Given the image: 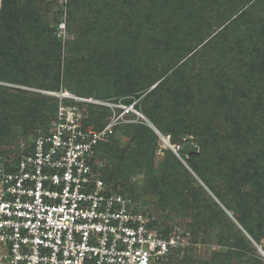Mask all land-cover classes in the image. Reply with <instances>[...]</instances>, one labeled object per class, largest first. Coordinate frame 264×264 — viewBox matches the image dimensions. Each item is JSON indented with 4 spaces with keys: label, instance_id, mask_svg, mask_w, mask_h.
<instances>
[{
    "label": "trees",
    "instance_id": "16d2710c",
    "mask_svg": "<svg viewBox=\"0 0 264 264\" xmlns=\"http://www.w3.org/2000/svg\"><path fill=\"white\" fill-rule=\"evenodd\" d=\"M157 1L69 0L67 21L69 26L73 27V34L76 39L67 40L61 47V40L47 42V39H51L49 35L56 39V25L49 28L41 24L36 7L38 0H2L0 42L1 37L4 34L5 36L2 39L3 42H1L2 68L0 70L3 72L2 74L0 73V80H14L9 75L12 73L16 79L21 76L16 81V83L21 85L42 87V90L48 91L67 90L76 96L98 99L111 96L109 92V94L103 96L99 95V92L101 90L100 82L106 80L105 77L107 75H112L118 87L116 94H121L122 92L142 93L155 84L149 89L145 97L156 99L159 94L170 87L171 81L178 76L184 65L180 66L179 69L176 68L168 75H166V71H163L164 69L158 71L156 66L143 68L138 72L141 76H139L137 83L131 77L126 76V79L131 83L128 86H124L123 73L120 70L121 66L116 62L114 48L117 45L115 40L117 37L116 27L122 15V10L126 8L127 3L129 7L136 8L135 18L131 22L136 21L137 23L142 17H145L150 23L148 28L150 40L158 35V27L162 28L160 25L163 24L164 19L162 17L161 20H158L161 15L156 16L151 11H148L149 8L151 9L152 6L156 5ZM175 2L181 5L176 9V27L174 30L178 34L183 33L186 36L185 26L188 23L187 21L191 20L193 11L183 8L181 0H175ZM257 3H259L258 6ZM171 4L174 5L176 3L173 4V0H171ZM253 7L257 8L254 10ZM253 7H249L231 25L228 24L223 27L205 43V47L199 52L198 58L202 57L205 68L208 70L205 75L208 76L202 79V74L198 75L201 76L200 78L195 75V80H191V82L183 80V78L180 80L185 81L184 89L190 90L191 87L195 86L197 106L199 105L201 109L204 108L202 103L206 99L218 101L222 97H229V99L236 97L239 101L241 94H253L254 90H258V100L255 103L252 102L254 98L249 95L239 101L241 104L229 103L227 108L230 112L227 116H229L231 124L225 140L226 153L238 154L237 157L244 160L247 156H254L252 161L259 163L254 169L255 171L253 172L250 171L252 169H249L244 173L246 179L244 177L241 179L238 177L240 173L233 172L227 175L220 171L221 163H218L217 168L212 164L204 165L202 169L192 168L213 195L219 199L221 204L227 210L234 212L236 220L241 222L245 231L256 242H259L261 237L264 238V233L262 232L264 228V196L258 198L259 194H256V205L247 209L245 214L237 211V201H239L237 199L240 197L242 184L254 178H264V172L257 170L264 169V142L262 144L261 141L263 135L258 133V124L264 121V82L262 85L256 86L255 84L256 73L260 76L264 75V0H257ZM102 8L105 9V14L102 13ZM131 13L132 11H130ZM56 20L58 19L56 18ZM215 21L213 20L212 23ZM211 26L212 24H207V31L202 33V38L208 36ZM235 31H238L240 36L234 38L237 41L236 44L230 45L233 39L231 38V33ZM137 34L139 35V33ZM228 35H230L229 39ZM41 36L46 40H41ZM146 36H148V33ZM195 37L199 40L197 35ZM135 38L138 39L139 36ZM228 40L229 48L227 46ZM215 45L227 47L226 49H219L224 54L223 56H226V63L224 58L216 60L220 62L216 63L213 62V57H208L212 55L210 49ZM139 47L140 44H136L135 41L134 50L138 51ZM186 47L175 49V55L179 57L191 50V48ZM84 51H86L85 58L81 56ZM62 52L66 53L67 57H62ZM6 57L8 58L6 59ZM209 64H214V67H218L219 70L224 69L217 72L218 75H216L208 67ZM234 75L235 77H240L244 82L240 85L232 86L234 81H230L233 80ZM81 77H85L86 87L84 83L78 86ZM232 87H238L239 89L236 91ZM38 96L42 97V99L36 98L33 100L26 94L9 93L4 89H0V144L8 143L14 137L13 131L16 128H20L22 133L31 128L35 129L32 133V140L27 145H32L33 140L39 133H47L57 111L58 101L53 97H46L41 94ZM190 99H193V97H190ZM23 103H25L24 106ZM39 105L42 106L38 108L37 106ZM241 105L244 107L248 106V109L246 111L239 110L238 107ZM91 106L92 110L88 117L82 120V125L93 126L95 129L100 130L107 121L102 123L103 116L102 112L99 111L100 108ZM144 111L148 119L160 132H168L172 139L177 138L179 133L178 126L180 127L181 123L163 122L164 115L160 107L157 106L153 108L152 112L151 110ZM39 124H42L43 127L39 128ZM46 126L48 127L46 128ZM125 127L132 128L134 131L128 144L125 146L119 145V141L115 136L120 127H115L110 135L99 140L88 162L99 178L107 185H113L117 190L116 193L129 199L131 198L132 203H134L132 196L136 174L138 176L142 175L141 180L145 182L144 192L141 196L143 198V206L154 207L156 210L160 209L159 211L163 213L168 207H172V212H179L182 216L192 219L191 224L188 225V234L191 235V238L190 236L188 237L187 246L182 252L177 251L172 254L169 261L165 264H231L229 256L234 257L238 261L245 257L246 254L240 252V248L247 250V242L244 237H235L234 243H229V223L225 222L226 220L219 211H215L216 204L206 199L204 192L200 188L197 189V186L195 187L190 179H183L187 173L183 169L178 170L179 165L174 158L167 154L166 160L169 162L163 164L158 170L155 168L154 134L143 126L125 125ZM182 128L183 126L180 127V133L184 134L187 132L182 131ZM130 144L135 145V149H132L137 150L136 152H129ZM239 151L241 154H239ZM0 154L5 156L3 151H0ZM202 154L203 152H201ZM100 160L105 161L104 165L97 164ZM157 173L159 174L157 175ZM250 173L251 175L249 176ZM216 183L220 186H226V189L223 191L220 188L217 189ZM117 186L120 189H117ZM148 196L155 198L156 202L154 205L150 204ZM258 201L261 203L260 205ZM256 207H259V209L255 210ZM160 218H163L164 222V220L168 221L171 219V216L166 213L164 217ZM152 225L160 231H168L158 228L157 220ZM230 229L233 228L230 226ZM206 237L211 238L210 242L214 241L220 246L227 245L235 249H228L225 254L211 253L210 259L204 261L197 255L196 249L192 248V245L199 240L203 242ZM262 251L264 252V247ZM180 255H184L181 258L182 260L179 259ZM248 260L252 263L254 262L253 264L258 262L257 259L248 258Z\"/></svg>",
    "mask_w": 264,
    "mask_h": 264
},
{
    "label": "rangeland",
    "instance_id": "374dc122",
    "mask_svg": "<svg viewBox=\"0 0 264 264\" xmlns=\"http://www.w3.org/2000/svg\"><path fill=\"white\" fill-rule=\"evenodd\" d=\"M116 1L119 2L122 0ZM256 1L257 0H181L183 8H187L193 11V16L191 20L187 21L188 23L185 26V36L183 33L178 34L174 30L176 27V9L181 4L175 2V0H173V4L176 3L174 5L171 4V0H168L167 2L166 0H158L156 5L152 6L151 9L149 8L148 11H151V13L156 16L161 15L158 20H161L163 17L164 22L161 25V22L159 23L160 27L162 28L158 27V35L154 36L151 40L150 33L148 32L150 23H148V20L145 17H142L141 20L137 23L136 21L131 22V20L135 18L134 15L136 13V8L134 6V8L129 7V4L127 3L126 8L122 10V15L120 16L118 26L116 27L117 31L115 32L117 33V37L115 40L117 45L114 48L116 62L119 66H121L120 70L123 73L124 86H128L131 83L126 79V76L131 77L132 79H134L135 83H137L139 76H141L139 75L140 73L138 74V72L141 71L143 68H152L156 66L158 68V71L164 69L163 71L167 72L166 75L171 73L176 68L179 69L180 66L184 65V68L180 70L178 76H176L171 81L170 87L163 93L159 94L156 99L145 97L149 89H151L155 84L151 85V87L147 88L142 93L122 92L121 94H116V90L118 89V87L116 86V82H114V77L112 75H107L105 77L106 80L100 82L101 90L99 92V95L103 96L110 93L111 96L108 98H98L101 100L91 97V99L105 104L100 106L93 105L97 108H100L99 111L102 112L103 116L102 123L106 121L108 122L112 118L113 114H121L125 111H128L122 114L123 121L113 127H120L115 136L116 139L119 141L120 146H125L126 144H128L129 139H131L132 135L134 134L133 129L126 128L125 125H138L147 127L155 136V144H153L155 168L158 170L163 164H167L169 161L166 159L167 154H169L170 157L174 158L175 162L179 165L178 170L183 169V171L187 173L183 177V179H190L193 185H195V187L197 186V189L200 188L201 191L204 192L205 198L216 204V207L214 208L215 211H219V213L223 215L224 219L226 220L225 222L229 223V243H234V241L236 240L235 237H244L245 241L247 242V250H243L240 248V252H244L246 256L241 258L240 261L235 260L234 257L229 256L231 264H253L254 262L252 263L248 260V258L257 259V264H264V252L262 251V248L264 247V238L261 237L259 242H256L251 237V235H249L245 231L241 222L236 220L234 212L227 210L221 204L219 199H217L213 195L211 190L207 188V186L202 182V180L199 178V176L193 170L192 167L202 169V167L204 168V165L207 166L209 164H212L217 168L218 163H221L220 171L224 172L227 175H230V173L233 172L240 173V176L238 177L241 179L242 177H244V173L247 172L249 169H252L250 171H255L254 169H256L259 163H256V161H252V158H254V156H247V158H245L244 160L238 158V154L234 155V153H226L227 149L225 148V140L227 139L226 135L229 132L231 124V122H229V116H227L230 112L227 108L229 103L231 102L232 104L237 105L241 104L239 101H242L244 98H246V95H249L251 98H254L252 102L255 103L256 100H258V90H254L252 92L253 94H241L242 96H240L239 101L236 99V97L234 99H229V97H222V99L218 101L206 99L202 103L204 105V108L201 109L199 105L197 106V93L195 91V86L191 87L190 90L184 89L185 81H181L180 79L183 78V80L191 82V80H195V75L198 76L202 74V79L208 76L205 75L208 70L205 68V63L202 57L198 58L200 54L199 52L203 49V47H205V43L210 38H212L223 27H226L228 24L231 25L232 22L238 20L239 16H241L243 12L247 11L249 7H253ZM68 4L69 0L68 3H66L67 6H65V11H63L64 7L58 2V0H38V2L36 3L37 12L41 24L43 26H47L50 28L56 25L57 27L60 20L65 21V32L59 36L56 34L55 38L57 40L54 39L51 35H49L51 39H47V42L61 40V47H63L64 42H66L67 40L76 39L75 35L73 34V27L69 26V23L67 21ZM258 5L259 3H257V6ZM1 7L2 0H0V10ZM256 8L257 7H253L254 10ZM116 9L118 8L116 7ZM130 11H132L131 14ZM102 13H106L105 9L103 8ZM56 18L58 20H56ZM213 20L216 21L212 23ZM207 24H212V26L208 31V36L202 38V33L207 31ZM114 30L116 29L114 28ZM137 33H139V35ZM147 33L148 36H146ZM195 35L199 37V40H197ZM4 36L5 34L1 37V42H3L2 39ZM138 36V39L135 38ZM229 36L230 35H228V39ZM239 36L240 35L238 31H235L234 33L232 32L231 38L233 39L230 45L236 44L237 41H235L234 38ZM40 39L46 40L43 36H41ZM135 41L136 44H140L138 51L134 50ZM1 42L0 51H2ZM227 46L229 48V40ZM184 47L191 48V50H189L182 56L177 57L175 55V51ZM222 48H225V46H213V48L210 49L212 55H209L208 57H213V62L216 63H220L216 60H220L223 58L225 60L226 56H223L224 54L219 50ZM61 55L62 57H67V54L63 52L61 53ZM81 56L85 58L86 51L82 52ZM7 58L8 57H6V59ZM192 59L193 61H191ZM224 62L226 63V60ZM1 65L2 62L0 56V69L2 68ZM208 67L211 68L216 75H218L217 72L224 69L222 68L219 70L218 67H214V64H209ZM2 72L3 71L0 70L1 74ZM9 75L10 78L14 80H0V89H4L9 93H15L20 95L26 94L33 100H35L36 98L42 99V97L40 98L38 96L39 94L48 97L47 95L43 94L44 91L48 90H42V87L18 84L16 83V81L21 76L16 79L14 74L10 73ZM255 76L256 86L259 84L262 85V83L264 82V75L260 76L258 73H256ZM198 77L200 78L201 76ZM7 78L10 79L9 77ZM84 78L85 77H81V81L78 83V86H81L82 83L85 84L86 81ZM233 81L234 83H232V86L240 85L242 82H244L240 77H235V75L233 76V80L230 82ZM84 86L86 87V84ZM232 88L236 91H238L239 89L238 87ZM190 97H193V99H190ZM24 105L25 103H23V106ZM42 105H39L37 107L39 108ZM91 105H80L82 119L87 118L90 114L92 110ZM156 106L160 107V110H162V113L164 115L163 122H179L181 123V126H183L182 131L187 132H185L184 134L182 132L180 133L181 126H178L179 133L177 134V138L173 139L170 137L168 132H160L148 119V116L144 111L151 110L152 112L153 108ZM238 109L246 111L248 109V106L244 107L241 105L238 107ZM258 125V133L263 135L261 140L263 144L264 121L263 123H259ZM38 127L42 128L43 126L42 124H39ZM47 127L48 126H46V128ZM34 130L31 128L28 129V131L22 133V130L20 128H16L13 131L14 137L10 139L8 143L0 144V151H3L5 153V156H2L0 154V163L4 161H16L18 155L20 154V151H22L24 147H27L28 142L32 140V133ZM130 146L131 148L129 152L132 153L137 151L134 150V144H130ZM260 148L262 147L260 146ZM256 151H258V149H256ZM201 152H203L202 155ZM239 154H241L240 151ZM104 163L105 161L102 160L97 162V164L101 166L104 165ZM257 170L264 172L263 168ZM251 173L249 174V176L251 175ZM158 174L159 173H157V175ZM142 177V175L138 176L136 174V182L134 183L132 181V183H134V190L132 196L134 198V208L139 209L145 216H147L151 220L152 224L157 220L158 228L160 229L168 231L179 230L189 233L188 225L192 222V219H190V217L182 216V214L179 212H172V207H168L167 210L163 213L159 211L160 209L156 210L154 209V207L149 208L143 206V198L141 196L144 192L143 189L145 186V182L141 180ZM109 186L112 188L113 192H117L113 185ZM215 186L217 187V189L220 188V190L222 191L226 189V186H220L218 183H216ZM116 188L120 189V187L118 186ZM240 191V197L239 199H237L239 200L237 201V211L245 214L247 209L252 208L256 205V194H259L258 198L264 196V178H254L253 180H248L247 182H244V184H242V187L240 188ZM148 197V201H150V204L154 205L156 202L155 198H153L152 196ZM258 204L260 205L261 203L258 201ZM257 209H259V207L255 208V210ZM166 213L171 216V219H169L168 221L164 220L163 222V218L160 217H164V214ZM230 226L233 229H230ZM262 232L264 233V228L262 229ZM189 236L191 238V235ZM212 236H214V234H212ZM210 239L211 238L206 237L203 242L202 240H199L192 245V248L196 249L197 255H199L204 261L210 259L211 253L225 254L227 253L228 249H235L230 248V246L227 245L220 246L214 241L210 242ZM183 256L184 255H180L179 259L182 260L181 258Z\"/></svg>",
    "mask_w": 264,
    "mask_h": 264
},
{
    "label": "built area",
    "instance_id": "2783aa9c",
    "mask_svg": "<svg viewBox=\"0 0 264 264\" xmlns=\"http://www.w3.org/2000/svg\"><path fill=\"white\" fill-rule=\"evenodd\" d=\"M58 2L65 11L67 0ZM65 29L60 20L56 34ZM43 94L58 101L47 133H39L16 161L0 163V201L9 213L0 228V264H165L182 252L188 233L155 228L89 165L99 140L128 111L113 114L98 130L82 125L79 106L105 104L67 90Z\"/></svg>",
    "mask_w": 264,
    "mask_h": 264
},
{
    "label": "snow or ice",
    "instance_id": "6c2138e0",
    "mask_svg": "<svg viewBox=\"0 0 264 264\" xmlns=\"http://www.w3.org/2000/svg\"><path fill=\"white\" fill-rule=\"evenodd\" d=\"M6 208H7V206L2 201H0V213H3L4 214L2 217H0V219L3 220V223H0V228H3V224L8 222L7 221V216L9 215V213L6 211ZM52 211L55 212L56 209H53ZM59 211L60 212H63L64 209L63 208H60ZM36 243L39 244V243H42V241L37 240ZM65 264H71V261L70 260L69 261H66Z\"/></svg>",
    "mask_w": 264,
    "mask_h": 264
}]
</instances>
